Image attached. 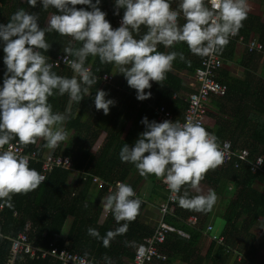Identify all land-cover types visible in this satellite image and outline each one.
I'll use <instances>...</instances> for the list:
<instances>
[{
	"label": "clouds",
	"instance_id": "1",
	"mask_svg": "<svg viewBox=\"0 0 264 264\" xmlns=\"http://www.w3.org/2000/svg\"><path fill=\"white\" fill-rule=\"evenodd\" d=\"M26 2L31 8L38 4V0ZM100 2L39 0L43 9L52 7L58 13L50 17L46 27L41 28L38 16L24 9L12 14L6 24H0L6 66L0 87V200L9 208L13 195L27 194L47 179L30 168L28 158L13 150L10 142L17 140L18 145L27 146L42 139L46 142L44 147L55 150L68 139L64 124L69 116L53 112L48 99L54 93L67 94L71 101L79 103L85 94L91 95L89 89L97 78L85 68L89 66L84 67L89 56L98 57L102 64H114L127 85L136 91V99L143 101L151 96L145 92L152 86L150 81L161 84L166 73L172 71L177 56L184 59L182 53L160 52L158 46L172 48L185 43L199 57L220 53L229 38L242 28L249 11L247 0H207V4L206 0H180L176 10L169 0H115L114 14H119L121 8L124 12L120 26L113 29L106 13L98 7ZM77 5H86L91 10L78 9ZM181 15L185 20L182 26L178 24ZM142 25L147 31L136 39L134 33L139 35ZM52 31L82 45L63 50L64 62L74 73L71 78L53 72L48 57L40 51L48 52L51 45L45 35ZM69 56L74 59L68 60ZM106 95L105 91L97 90L94 98L95 108L105 115L114 104ZM141 123L146 130L139 134L134 146L123 145L119 152L121 162L133 164L141 177L154 175L161 180L182 209L210 212L217 201L214 190L191 197L189 192V189L199 192L205 175L223 164L217 137L206 130L207 122L205 128L192 120L149 122L145 117ZM5 145H9L7 150ZM181 189L183 194L178 195ZM135 195L130 185L117 181L115 191L104 198V208L118 224L132 222L141 205L140 199L132 198ZM127 227V223L122 224L104 237L93 228L88 229V234L102 239L103 246L109 247L111 240L125 233Z\"/></svg>",
	"mask_w": 264,
	"mask_h": 264
},
{
	"label": "trees",
	"instance_id": "2",
	"mask_svg": "<svg viewBox=\"0 0 264 264\" xmlns=\"http://www.w3.org/2000/svg\"><path fill=\"white\" fill-rule=\"evenodd\" d=\"M92 2L95 3V0ZM76 7L91 10L86 5H77ZM98 7L106 13L105 18L113 29L117 28L118 20L122 18L124 9L118 10L117 17L114 14L117 12L115 0H101ZM19 9L36 14L41 28L46 27L52 15L58 14L52 7L47 10L43 9L39 0L35 8H31L26 0H0V24H6L11 15ZM248 17L250 18V16ZM146 31V27L142 25L137 38H141ZM251 34L261 35L260 42L264 44V22H261L260 18L253 21L247 34L244 35V28H240L235 40L229 39L228 45L217 54L222 57L223 61L232 59L233 55L229 53L231 48L235 47L240 37L249 38ZM45 39L51 46L48 52L40 51L48 57L47 62L50 64L58 55L65 54L63 52L65 47L79 48L82 46L80 42H76L68 36H61L55 31L46 33ZM182 44L184 43H180L179 46ZM161 46L157 48L160 52ZM175 49L176 47L170 48L168 52ZM258 55V53L246 51V57L253 62L258 59ZM3 57V42L0 41V87H2L6 72ZM201 58L195 55L192 60L188 61V63L195 61L193 64H180V67L186 66L194 73L200 66ZM85 66H89L90 72L97 78V83L91 86L90 96L85 94L79 103L71 101L67 94L60 96L54 93L48 99L53 112L68 114L69 119L64 126L68 133V139L60 143L54 154H45L47 148L44 147V144L46 142L42 139L38 140L36 144L22 146L26 153H37L38 160L30 162L29 167L37 170L40 174L43 172L44 158L57 156L70 157L73 162V170L61 167L53 168L46 174L47 179L37 189L27 194L13 195L11 208L4 205L3 200H0V205H3L0 206V232L5 236L0 238V264L9 263L12 250L10 239L18 237L20 233L27 236V243L34 245L37 251L54 247L68 248L70 251L86 255L94 264H131L137 247L153 233V228L151 229L141 222V213L147 204L136 193L132 198L141 200L139 214L134 221H121L119 224L115 221L112 213L108 216V211L105 212L101 206L105 190H100V195L96 200H87L82 195L85 183L83 177L86 174L98 176L109 184H113L116 180H122L125 184L130 185L134 192L144 180L151 182L154 189L161 187L162 183H159L161 180L154 175L147 178L141 177L133 164L123 163L119 160L120 149L125 143L129 147L134 146L133 136L137 134L138 138L139 134L146 130L145 125L144 130L136 126L133 130L131 129L132 131L125 141L121 140L123 130L115 132L114 127L108 128L104 132L106 142L94 151L96 146L94 144L98 139H101L102 131L93 125L90 127L88 119L84 118V115L88 106L94 105V90L100 83L105 82L104 73L111 74L117 68L114 64H102L98 57L91 56L86 59ZM52 71L67 78L74 75L71 67L64 65L58 68L52 67ZM259 75L252 67L246 77L240 78L231 75L229 70L223 66L218 79L226 83L227 91L223 96L211 97L212 109H216L211 114L215 125L213 128H206L208 132L217 137L219 143L229 140L236 151L248 149L249 159L252 161L257 157L264 156V76ZM111 83H116L114 77H112ZM159 86L161 87L156 91L159 92L163 88L166 91L167 100L164 101L166 107L172 111V108L175 110L182 108L176 110L174 114L179 119L184 117V108H186L184 106H187L188 103L178 98H172V93L180 91L182 88L179 78L168 72L161 84L156 83L153 88ZM83 87L86 86L82 85ZM155 104L145 103V109L151 106L149 112L142 113L144 115L138 113L134 124H139L145 117L149 122H158L152 110V106ZM224 107L230 109V113H227L229 116L221 113ZM75 171L81 172L82 175L73 184ZM135 174H138V177H134ZM201 182L208 185L221 198L229 192L230 188L233 193L230 199H224L225 206L220 214L224 226L217 236L223 238L222 245L220 244V246L212 239L209 240L214 236L213 229L208 231L207 227L212 210L207 213L185 210L179 206L177 201L173 216L165 219V223L174 229L168 233L162 246L166 259L150 264H226L232 254L241 256L242 259L237 262L236 256H232L234 264L255 263L257 248L254 246L251 230L254 223L264 217V193L256 188L258 182L264 183V165L262 170L257 173H253L249 165H243L240 170L234 169L232 165L219 166L210 170ZM187 187L185 186V188ZM189 192L190 197L195 196L191 189ZM155 198H158V194L154 191L152 199ZM192 217L198 219L196 225L188 224ZM69 219L72 222L66 231L65 227ZM125 223L128 224L127 231L116 235L111 240L109 247L103 246L102 239L88 234V229L93 228L98 231L100 237H104L108 231H114ZM248 240L250 241L247 242ZM207 242H209L208 246ZM243 247L247 249L243 251ZM204 250L205 253H203ZM37 255L30 257L28 253L22 252L17 255L13 264H63L58 257L53 255L41 256L40 253ZM255 264H264V258Z\"/></svg>",
	"mask_w": 264,
	"mask_h": 264
},
{
	"label": "crops",
	"instance_id": "3",
	"mask_svg": "<svg viewBox=\"0 0 264 264\" xmlns=\"http://www.w3.org/2000/svg\"><path fill=\"white\" fill-rule=\"evenodd\" d=\"M169 2L173 10H176L180 0H169ZM247 3L249 7L248 16H250V18L247 16L246 22L245 20L243 22L242 29L244 28V35L247 34L248 29L251 28V26L253 25V21H255L256 18H260L261 22H264V0H247ZM179 18L180 19H178V24L182 26L185 23V20L182 15ZM120 21H121V18L118 20L117 28L120 26ZM252 35L257 36L259 38V41L262 38L261 35L259 34H251L250 37ZM134 37L138 39L137 38L138 36L135 33H134ZM229 39L231 40L233 38L230 37ZM179 44L180 43L175 44L173 47H176V49L171 50V52L175 51L177 53H182L184 56V59L181 60L179 56H177L176 60L173 61L172 71H170L169 73L179 78L182 88L180 89V91L173 92L172 98L173 99L178 98L179 100L187 103L189 93L193 89L194 73L191 72L189 68L186 66L180 67V64H189V65L193 64L195 61H193L192 63H188V61L192 60L193 56L195 55L189 51L185 43L180 46ZM161 48H162L161 52H164V53H168V50L170 49V48H164L163 46H161ZM246 51H247L246 45L238 41L235 47H232L231 50L229 51L230 55L231 54L233 55L232 59H227V61H224L223 66H225V68L229 70L231 75H234L240 78L246 77L252 67L256 69L257 73L264 76V56L262 54H259L257 56L258 59L253 62L246 57ZM111 74L116 79V83L112 84L111 82H102L93 92L94 98H95L97 90H103L107 94L106 99H111L114 101V104L110 106L109 113L105 115L102 110H97L93 102L94 105L90 104L87 108L86 114L84 115V118L88 119L87 121L90 127H92L93 125L102 131V133L100 134L101 139H98V141L94 144L96 145L94 151L99 149V147H101L106 142V134L104 132L110 127L111 128L114 127L113 130H116L115 132L123 130V133L121 135L122 141H125L128 138L130 131H132L135 126L140 127L142 130H144L143 123L139 122V124H136V125L134 124V119H137L138 113L139 115H144L145 113L147 114V112H149L150 110L149 108H151V106L150 107L148 106L149 108L145 109L144 104L147 103L149 105L150 103L153 105L156 103L154 106H152V110H153L156 105H159L160 103L165 104L164 101L167 100V97H166L167 95H166V91L164 90V88L161 89L159 92L156 91L162 85L159 87L153 88L157 82L150 81L152 85L151 88L145 90V92L151 93L150 98H148L147 100L145 99L143 101L138 102V100L136 99V95H137L136 91L127 85V81L125 77L122 74H119V70L116 69ZM89 91H92V88H90ZM79 107L80 106L78 105V108ZM184 107H187V106H184ZM207 107H208V118L206 122H207V128L210 129V128H213L215 125V120L211 114L214 113L216 109H212L213 106L210 101L207 103ZM172 109L173 111L175 110V108H172ZM179 109H182V108H179ZM179 109L177 108L176 110L178 111ZM169 110L173 114L176 112V110L174 112L171 109ZM222 110L223 112L221 113H223L225 116H229L227 115V113H230V109L228 107H224L222 108ZM226 110L228 112H226ZM133 137H134L133 143H135L137 139V134H135ZM57 149L58 147L55 150L47 149L45 154L46 153L54 154L57 151ZM81 175H82L81 172L75 171V173L73 174V180H72L73 184L79 179V177H81ZM134 177H138V174H135ZM84 181L86 184L84 183L83 185V191H82L83 197H86L87 200L88 199L96 200L98 196L100 195V192H101L100 189L96 185L90 184L86 180ZM122 182L125 183L124 181ZM159 183H161V181ZM199 187H200L199 192L192 190V192L195 195H207L208 191L210 190L209 186L208 185L206 186V184L202 182H200ZM256 188L262 193H264V183L263 182H258L256 184ZM154 191L158 194L157 199L156 198L152 199V193H154ZM135 193L137 194L138 197L141 198V200H143L147 204L141 213V222L149 226L151 229L154 228V225L158 221V209H157L158 204L165 198V191H164L162 183H161V187L154 189V185L151 182L144 180L137 187V189L135 190ZM232 194L233 193L230 188L229 192L224 197L222 196L221 198L220 196H217L216 204L214 205L212 209L208 226L211 225L213 227L212 234L216 236L218 235V233H214V223L215 221H219V222L222 221L220 214L222 213L223 207L225 206L224 199H230L232 197ZM104 195H105V192H104ZM103 200L104 198H102L101 206L106 212L104 208ZM107 213H106V216H107ZM110 213L111 212L108 213V216ZM251 235L254 238V241H253L254 246L257 248L256 249L257 259L255 260V263H256L259 260L264 258V217L260 218L259 220H257L256 223H254L253 228L251 230ZM214 237L215 236H212L211 238H209V240L212 239L215 243L219 245L223 242V241L220 242L218 239L214 240ZM220 237L221 236L216 237V238H220ZM249 241L250 240H248L247 242ZM209 242H207V246ZM238 245H240V243H238ZM246 247H248L247 244H246ZM246 247H243V251L247 249ZM205 250L207 249L205 248ZM205 250L203 253H205ZM232 256L234 257L235 255L232 254L229 257L226 264L235 263ZM255 263L252 262L251 264H255Z\"/></svg>",
	"mask_w": 264,
	"mask_h": 264
},
{
	"label": "built area",
	"instance_id": "4",
	"mask_svg": "<svg viewBox=\"0 0 264 264\" xmlns=\"http://www.w3.org/2000/svg\"><path fill=\"white\" fill-rule=\"evenodd\" d=\"M233 39L236 35L231 36ZM239 42L246 45L248 53H258L264 56V44L259 41L257 36L252 35L250 38L240 37ZM65 54L58 55L56 59L52 60V67L58 68L61 65H70L64 62ZM68 60H72L68 57ZM59 64V65H57ZM224 61L218 54H214L208 57H202L200 66L196 69L193 75V89L188 96V105L184 112V117L181 119L177 118L163 103L156 105L153 109V113L159 122L164 120L179 121L184 123L187 120L200 123L204 128L208 118V107L207 103L210 101L212 96H223L227 91L226 83L218 79L220 69L223 67ZM90 71L89 67H85ZM104 81L108 82L112 80V75L105 73L103 75ZM218 142V141H217ZM10 144L13 150L18 151L21 155L28 158L29 163L37 161V153H26L22 146L18 145L17 141H11ZM220 150L223 153V164L220 166L232 165L234 169L239 170L243 165H249L253 173H257L262 170L264 165V156L257 157L256 160L252 161L249 159L250 152L248 149L235 151L229 140H225L219 143ZM9 148V145H5V150ZM64 168L66 170H73V162L68 156H57L44 158L43 160V172L41 175L46 177V174L51 172L53 168ZM83 180H86L90 184L96 185L99 189L107 190L105 196L115 191L116 182H122L117 180L113 184H109L95 175L86 174ZM44 183V182H43ZM123 183V182H122ZM163 183V182H162ZM165 191V198L158 204V221L154 225L153 233L150 237L144 239L143 243L140 244L136 251L134 260L131 264H150L154 261H164L166 255L162 251V246L165 243L166 236L169 232L174 229L165 223L167 217H172L175 211L177 200L172 198V193L169 191L167 186L163 184ZM182 194L181 192L178 195ZM104 202V200H103ZM109 213V212H108ZM198 223L197 218H190L188 224L196 225ZM212 226L208 227V231H212ZM5 237L0 232V238ZM7 238V237H6ZM10 239V238H9ZM220 242L223 238H216ZM12 241L11 258L8 264H13L17 255L26 252L30 257L53 255L58 257L63 264H94V262L87 258L86 255L70 251L68 248L58 249L56 247L52 249H41L37 251L34 245L28 244L27 236L20 233L18 237L10 239ZM237 262H240L241 256H236Z\"/></svg>",
	"mask_w": 264,
	"mask_h": 264
},
{
	"label": "rangeland",
	"instance_id": "5",
	"mask_svg": "<svg viewBox=\"0 0 264 264\" xmlns=\"http://www.w3.org/2000/svg\"><path fill=\"white\" fill-rule=\"evenodd\" d=\"M226 112H228V111L226 110ZM71 222H72V220H70V219L67 221V224H66V227H65L66 231L69 229V226H70ZM222 222L223 221H221V222L215 221V223H214V233H219L221 231V229L223 228V223Z\"/></svg>",
	"mask_w": 264,
	"mask_h": 264
}]
</instances>
